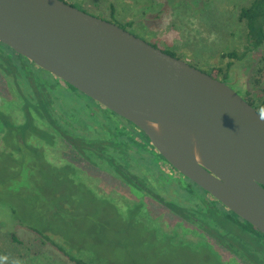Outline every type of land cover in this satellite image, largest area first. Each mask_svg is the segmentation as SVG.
Listing matches in <instances>:
<instances>
[{"label":"water","instance_id":"water-1","mask_svg":"<svg viewBox=\"0 0 264 264\" xmlns=\"http://www.w3.org/2000/svg\"><path fill=\"white\" fill-rule=\"evenodd\" d=\"M0 42L133 124L264 234V116L223 81L63 0H0Z\"/></svg>","mask_w":264,"mask_h":264},{"label":"rangeland","instance_id":"rangeland-1","mask_svg":"<svg viewBox=\"0 0 264 264\" xmlns=\"http://www.w3.org/2000/svg\"><path fill=\"white\" fill-rule=\"evenodd\" d=\"M250 1L65 0L92 16L122 26L134 36L205 73L216 69L219 72L212 73L214 78L223 81L241 97L246 91V99H254L253 105L257 106L259 98L264 97V43L257 49L247 50L244 24L237 19L240 7L247 6ZM109 4L116 12L113 17L104 11ZM231 51L236 55L227 56L226 53ZM258 68L262 77L255 81ZM228 71L231 75H227ZM255 89H262L261 96L253 97L248 92L254 93ZM9 153L0 148V264H74L49 243L46 235L51 233H43L45 238L22 224L28 221L35 223L41 218L50 219V212L45 213L48 210L47 197L51 194L52 198L59 196L52 181L54 177H51L52 183L44 191L41 190L42 183L36 179H11L13 177L8 176V167L14 162L10 163ZM12 157L15 158L14 154ZM102 189L105 192L108 190L104 183ZM73 191L68 189V194H73ZM74 194L78 199L74 207L86 209L84 211L88 214L94 212L95 220L91 222V217L86 219L82 233L69 230L70 238L83 249L108 258L111 264H220L201 248L174 246L167 239H159L156 231L150 227L148 229L143 222L130 229L134 238L130 247L123 249L106 240L100 243L97 234L92 235L94 223L99 221L101 227L105 228L104 222L107 225L112 222L120 225L115 216L118 215L117 210L104 201H93L86 207L83 200L80 201L79 191L75 190ZM87 198V203L89 199L92 200L91 197ZM31 201L39 206L32 208ZM77 223L79 231L82 224ZM128 249H131L130 256L127 255Z\"/></svg>","mask_w":264,"mask_h":264},{"label":"flooded vegetation","instance_id":"flooded-vegetation-1","mask_svg":"<svg viewBox=\"0 0 264 264\" xmlns=\"http://www.w3.org/2000/svg\"><path fill=\"white\" fill-rule=\"evenodd\" d=\"M63 1L65 2V0ZM108 7L109 8L104 11L111 17L115 16L116 12H114L112 4H109ZM159 14L160 13H157V15ZM126 21L127 20H125V22ZM120 27L123 28L122 26ZM5 54L12 55L14 60L18 62L17 68L21 67L20 65L24 62V59L22 55L8 51L7 46L0 42V101L5 102L12 96L15 103L17 102L15 108L18 111L15 115H12V111L10 110L5 111L2 109L0 112V148L10 151V158L12 149L19 146L18 152H16V156H19L15 158L14 162L15 168H13L14 165L12 164L8 167V176L11 177L13 175V178L11 179H17L20 177L36 179L42 183L41 190L44 191L43 181L45 179H43L41 173L36 172L37 168L36 170H32L31 168L33 167L35 154L27 149V144L21 141V134L20 132H15L16 128L14 126H5L3 124V121L9 119L7 117L10 116V113L16 120H26L28 110H30L31 116L36 122L44 124V126L53 133L57 132V135L60 133L66 140L71 141L81 149L87 150L89 154L92 152V155L99 154L100 156L106 157L108 155L105 151H114L111 148H104L101 146V144H104V136L108 137V139L114 144L116 141L120 142L119 144H125L127 146V152H124L125 154L123 156L114 154L116 159L112 162L115 165L117 164L116 166L127 176L130 183H134V185L130 184L119 175H112L106 170L100 169L94 165L90 168V166H83L79 163L75 164L73 159L66 156L64 157L70 161L72 165L81 166V169L83 170H80L81 175L88 180V187L93 188V192L98 196L111 198L116 202L120 200L122 201L123 199L128 202L140 201L141 210L146 218V224L152 231H156L159 239H167L169 240V243L174 246L188 245L189 247L196 248V250L201 248L206 252L210 251L209 253L215 257L220 264H257L255 262L252 263L248 259H246V262L242 261V257L237 256L230 249V244L236 246V243L232 241V238H219L216 234L217 231L204 222V218H207L206 220L209 218L216 220L219 217L223 222L218 225L223 227L226 232L227 230H230L238 237L242 238L247 247H252L264 258V234L252 226L254 231L256 230L257 232L255 231L256 233L251 235L249 231H244L236 223L226 219L224 215H220L221 211L212 203L213 200H217L210 195V197L207 196L205 194L207 192L204 190V194L197 190L191 185V183H189V179L180 174L165 160H157V151L154 150V148L150 149V146L144 145L140 147L142 152L139 153L138 145L141 140L137 132L139 129L136 127L129 128L128 121L125 122V119L114 112L103 107L92 99L90 100L87 96L88 99L82 96L80 98L78 97V100L73 99L71 101L62 98L56 100V103H61V105H58V110H52L54 116L49 117L47 121H44L43 111L40 106V101H38V99L40 100V97L38 98V95L36 94L37 86H31V89L36 92L32 95V98L30 100L25 99L26 92L24 89H26V87L21 84V74L19 69L18 71L14 70L15 75L13 76L11 75V69L7 71L3 67L5 65V63H3ZM22 67L24 70H30H27V76L30 78V82H33L32 80L36 79V76H42L41 72L35 69H30L27 64L22 65ZM228 74L231 75L229 71L227 72V75ZM35 84H38V82H35ZM66 84V82L55 77L51 79V84H49V86L50 89H53V85L67 88ZM240 85H242V83H240ZM248 92L253 96L252 92ZM241 98L246 102L250 100L246 99V91ZM50 106H52L51 103ZM250 106L255 109L254 105ZM261 114L264 116V111ZM96 120H98V122H96ZM58 123H61V126H59ZM99 123L105 124V126L100 127ZM109 123L116 124L117 128L114 132H111V130L106 127L110 125ZM126 126L129 129L128 131L123 128ZM123 129L127 133H124ZM11 132L15 133L12 134ZM124 134L126 135L124 136ZM34 145L35 149L41 148L40 150H43L41 155L47 160L49 165L59 163V158L62 153L70 152L71 155V151H73V149H65L62 144L46 146L47 152L44 150V146L41 143L35 142ZM123 148L124 147H120V150L123 151ZM139 155L140 157H142L141 155L146 157L145 159L138 161L137 159L139 158ZM12 160H14V158L10 160V163H12ZM17 164L19 165L18 169H16ZM108 170L113 172V170ZM86 180L83 181L86 182ZM103 183L105 187L108 188L106 192L102 189ZM188 183L190 185L189 187L197 190V194L183 196L181 189H184ZM84 187L86 186H83V188ZM84 191L87 192L85 189ZM52 195L53 194H51V196ZM160 198L162 199L160 200ZM171 202L176 204L178 210H172L166 205ZM219 207L225 208L222 204L219 205ZM229 211L230 210H228L227 214H234ZM233 219L239 220L240 223L244 225L246 223L245 220L238 216L233 217ZM224 229L219 230V232L224 233ZM207 245L210 247H206ZM260 264H262V262Z\"/></svg>","mask_w":264,"mask_h":264},{"label":"trees","instance_id":"trees-1","mask_svg":"<svg viewBox=\"0 0 264 264\" xmlns=\"http://www.w3.org/2000/svg\"><path fill=\"white\" fill-rule=\"evenodd\" d=\"M237 19L239 21H243L244 28H245V39H246V47L247 50H253L257 49L260 45L264 43V29H263V24H264V0H251L247 6H242L238 10L237 13ZM8 51L16 54L12 49L8 48ZM165 53H168L172 55L169 52L164 51ZM227 56H235L236 53L234 51L227 52ZM173 56V55H172ZM3 63L5 65L3 66L7 71L12 72L11 75H15L14 70L19 69L20 74H21V84L22 86L26 87L24 91L26 92V96L24 97L27 100H30L32 98V95L36 93L31 89V86H37V95L38 98L40 97V106L43 111V120L47 121L49 117H53L54 114L52 113V110L57 109L58 110V105H61V103H56V100L58 99H64V100H73L76 99L78 100V97H86L70 85L66 84L67 88H62L57 85H53V89H50L49 84H51V79L55 78L53 75L50 73L44 71L41 68L36 67L31 61L28 59L24 58V62L21 63V67H18V62L14 60L12 55H7L5 54L4 56ZM27 64L30 69H35L39 72H41L42 76L37 77L36 79L32 80L33 82H30V78H28V71L29 69L24 70L22 65ZM228 66V64H227ZM225 71H227V67L224 68ZM16 71V72H17ZM221 71V68H220ZM219 71L211 70L209 74L210 76L214 77L213 74L217 73ZM213 73V74H212ZM261 69L258 68L257 71V76L255 77V81L258 78H261ZM35 82H38V84H35ZM53 84V82H52ZM262 89H255L253 96H261ZM75 96V97H74ZM87 98V97H86ZM88 99V98H87ZM35 100V99H34ZM68 100V101H69ZM91 100V99H90ZM254 99L253 100H248L247 103L249 105H253ZM17 103V102H16ZM15 101L13 100V97L11 96L10 99L6 100L5 102L0 101V112L1 110H10L12 111V115L17 114V109L15 108ZM50 103L52 106H50ZM75 107V106H74ZM255 110L259 113H263L264 111V97H260L258 101V105L255 106ZM31 111L28 110V115L26 117V120H16L13 118V116L10 113V116H8L7 120L3 121V124L5 126H14L16 128L15 132H20V138L21 141L27 144V149H29L31 152L35 154V158L33 159V167L32 170H36L38 173H41L43 176V189L47 187L49 184L54 182V186L58 190V195L57 198L52 196H48V210L46 209L45 213L50 212V219H42L38 221H34L35 223H30L24 222L22 224L26 225L27 227L31 228L34 230L36 233L43 235V233H51V235H46L47 240L49 243L54 245L58 250L62 251L64 255L67 256L69 260H71L74 264H111L108 260V258L95 254L94 252H91L90 250H85L83 249L80 245L74 242L73 238H70V233L69 230H74L79 232H84V223L85 220H89L91 217L92 221L94 222L95 216L92 213L89 212L86 213L84 210L79 206L74 207V203L78 201V199L75 197L74 191L78 190L79 191V197L80 201L83 200L84 204L87 205L94 203L93 201H104V202H109V205L113 206L115 210H117L118 215L117 218L121 222V224H114L113 222L111 225H107L104 222L105 227H101L100 222L96 221L93 225L92 229V235L98 238L97 240L101 243L103 240L110 241L112 243H116L117 245L122 246L123 249L128 246L130 247L134 242V238L132 237V230H130L134 225H139L137 223L143 222L147 227L148 225L146 224V218L144 216V213L141 210V202H128L126 200H120V201H115L114 199L103 197V196H98L95 192H93V188L88 187V180L84 178V176L81 175L80 170L81 166H76L72 165L70 161H68L64 156L69 157L70 159H73V161L76 163H79L81 165L85 166H91L94 165L100 169L106 170L112 175L115 176H121L125 180H127L129 183V179L127 176L112 162L116 158L114 157V154H119V155H124L127 150V146L125 144H119L120 142L116 141L115 144L108 139V137L104 136L103 143L101 146L104 148H111L114 151H105V153L108 156H100L99 154L92 155V152L89 154L87 150L79 148L77 145L73 144L71 141L66 140L60 133L57 135V132L53 133L52 131L48 130L44 124L38 123L35 121V119L31 116ZM22 115V114H21ZM30 115V116H29ZM15 121V122H14ZM17 122V123H16ZM94 122V120H93ZM98 122V120H96ZM127 122V121H125ZM129 124V128L135 127L133 124L130 122H127ZM110 125L106 126L108 129L111 130V132L116 130L117 126L114 123H109ZM59 126H61V123H58ZM100 127H104L105 124L99 123ZM127 131L129 130L128 127H123ZM123 129V131H124ZM137 130V129H136ZM15 132H11L12 134ZM138 136L141 139L139 141V147L138 150L141 153L140 147L144 145L150 146V149L153 147L150 145L147 137L141 130H137ZM124 133H127L124 131ZM126 134H124L125 136ZM35 142H39L44 146V150H46V146L50 145H58L62 144L64 145L65 149H73L70 152H65L60 155L59 158V163H53L52 165H49L46 159L42 157L43 150H40L41 148L35 149ZM67 146H66V145ZM69 147V148H68ZM120 147H124L121 151ZM19 146H16V148L12 149V154L11 159H13V154L15 158L19 155L16 156V152H18ZM116 150V151H115ZM155 150V149H154ZM125 152V153H124ZM157 154V160L162 159L164 160L158 153ZM137 159L142 160L145 159L146 156L141 155ZM59 157V156H58ZM12 160V162H15ZM14 165V163H12ZM15 168V165L13 166ZM19 168V165H16V169ZM113 170L112 171H109ZM17 171V170H16ZM83 171V170H82ZM115 171V172H114ZM13 177V175L11 176ZM51 177H54V179L51 181ZM56 179V182H55ZM83 180H86L83 181ZM189 181V180H188ZM192 186H194L197 190L200 192L205 193L201 188L196 186L194 183L189 181ZM184 187V189H181L183 192V196H189L191 194H197V190H194L193 188L189 187L190 185ZM132 184V183H130ZM134 185V183L132 184ZM83 186H86L83 188ZM92 186V185H91ZM54 187V189H55ZM68 189L73 191V194H68ZM84 189L87 191L85 192ZM54 191V190H53ZM207 196H209L207 193H205ZM87 196L91 197L92 200L89 199V202L87 203ZM210 197V196H209ZM162 198H160L161 200ZM213 200L212 203L214 206L220 210V215H224L226 219L231 220L232 222L236 223L241 229L244 231H249L251 235H254L256 233L253 229V227L248 224L247 222L244 224H241L239 220L233 219V217H237L234 214L230 215L227 214L228 210L225 208H220L217 201ZM51 203H52V208H51ZM32 208L38 207L34 201H31ZM168 205L172 210H178L176 207V204L173 202L166 204ZM51 209V210H50ZM213 210V209H212ZM230 212V211H229ZM214 215V214H213ZM55 216V218H53ZM94 218V219H93ZM217 218V217H214ZM204 218V222L214 228L215 231H217V235L219 238H228L231 237L232 241L236 243V246L230 244V249L231 251L236 254L237 256L242 257V261L246 262V259L250 260L252 263H257L264 264V258L262 255H260L255 249L252 247H247L246 244L243 242L242 238L238 237L236 234H234L232 231L227 230L223 227H221L220 224L223 222V220L218 219L214 220L212 218ZM78 222H81L80 230L78 231L76 224ZM20 222V221H18ZM21 223V222H20ZM219 226V227H218ZM218 227V228H217ZM67 228V229H65ZM69 228V229H68ZM108 229V230H107ZM149 229V227H148ZM224 229V233L219 232V230ZM107 231H109V235L106 234ZM254 231V232H253ZM96 232V233H95ZM68 234V235H67ZM208 235V233H207ZM45 237V236H44ZM45 237V238H46ZM12 240L16 241L14 237H11ZM169 242V240H166ZM187 248L192 249V247L186 245ZM206 247H210L207 245ZM238 247V248H237ZM130 250L128 249L127 255L130 256ZM209 251V250H208ZM210 252V251H209ZM146 256V255H145ZM246 264V263H245Z\"/></svg>","mask_w":264,"mask_h":264}]
</instances>
